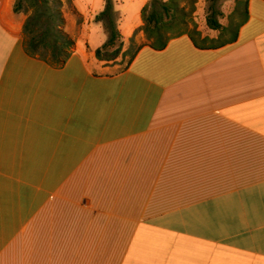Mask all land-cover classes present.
<instances>
[{
    "label": "crops",
    "instance_id": "obj_1",
    "mask_svg": "<svg viewBox=\"0 0 264 264\" xmlns=\"http://www.w3.org/2000/svg\"><path fill=\"white\" fill-rule=\"evenodd\" d=\"M70 1L56 69L0 0V264H264V0L230 45L144 43L117 72L88 44L97 0Z\"/></svg>",
    "mask_w": 264,
    "mask_h": 264
},
{
    "label": "trees",
    "instance_id": "obj_2",
    "mask_svg": "<svg viewBox=\"0 0 264 264\" xmlns=\"http://www.w3.org/2000/svg\"><path fill=\"white\" fill-rule=\"evenodd\" d=\"M185 1L188 0L162 1L160 3V12L153 8V4H150L153 9L149 13H147L149 5L146 4L141 10L143 24L135 33L142 31L150 42L149 46L155 50H162L170 39L184 34L188 35L198 48H220L236 41L239 29L248 19V0H235V11L241 14V19L235 26L231 38L217 44L200 45L191 33L182 31L186 21L183 9L179 7V3ZM211 1L215 2L216 0ZM68 2L70 0H15L13 4L14 13H23L26 16L22 31L25 53L56 69L62 68L66 64L75 49V40L64 30L65 18L62 7L64 3ZM105 2L104 10L95 16V20L107 19L110 36L102 46L95 50V58L98 61H109L117 58V53L113 54V56L104 57L103 52L107 49H113L116 40L122 39L113 24L110 0H105ZM214 16L215 11H212L206 21L208 28L215 31L223 30ZM210 42L213 41L210 40ZM136 51L127 66L134 58Z\"/></svg>",
    "mask_w": 264,
    "mask_h": 264
},
{
    "label": "rangeland",
    "instance_id": "obj_3",
    "mask_svg": "<svg viewBox=\"0 0 264 264\" xmlns=\"http://www.w3.org/2000/svg\"><path fill=\"white\" fill-rule=\"evenodd\" d=\"M75 1L81 12L85 15L92 12L93 3L95 4L93 0ZM162 1L167 0H154V2H152V0H148L147 4L149 5V9L147 10V13L152 11L153 8L160 12V3ZM142 2L143 0H110L113 13V24L117 31L123 35L124 39H127L132 29L140 24L141 18L139 15V8ZM101 3L104 4V10L106 4L105 0H97L95 4L96 12L94 13L90 24L91 30L88 43L90 47H97L102 42L105 43L110 36L107 19L102 18L100 21L95 20V16L101 12L97 11L99 10ZM150 4H153V8ZM179 7L183 9L186 21L185 25L182 27V31L191 33L196 42L200 45H208L211 43L217 44L230 39L235 26L241 19V14L235 11V0H216L215 2H212L211 0H188L180 2ZM212 11H215L214 17L220 23L223 30L215 31L208 28L206 21ZM62 12L65 18L64 30L66 31V27L68 26L72 34L77 35L78 26L81 24L82 19L79 18V15L74 9L71 1L64 3ZM71 15L73 17V21H69V24L66 26L68 23L67 20L70 19ZM75 20L77 21V26L75 25ZM70 36L73 38L72 35ZM124 39L116 40V44L113 49H107L103 52L104 57L113 56V54L117 53V58L113 60L98 61V64L102 65L103 70L109 72L124 70L139 45L150 43L142 31H137L136 33L134 32L132 38L128 40ZM210 40L213 42H210Z\"/></svg>",
    "mask_w": 264,
    "mask_h": 264
}]
</instances>
